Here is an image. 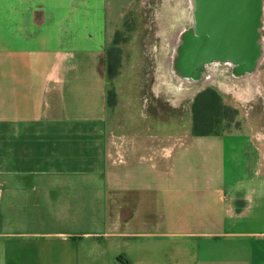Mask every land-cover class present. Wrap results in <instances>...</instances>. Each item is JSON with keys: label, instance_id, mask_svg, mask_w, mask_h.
Segmentation results:
<instances>
[{"label": "crops", "instance_id": "crops-1", "mask_svg": "<svg viewBox=\"0 0 264 264\" xmlns=\"http://www.w3.org/2000/svg\"><path fill=\"white\" fill-rule=\"evenodd\" d=\"M135 1L0 0V264H264V6L245 120L194 137L109 101Z\"/></svg>", "mask_w": 264, "mask_h": 264}, {"label": "rangeland", "instance_id": "rangeland-1", "mask_svg": "<svg viewBox=\"0 0 264 264\" xmlns=\"http://www.w3.org/2000/svg\"><path fill=\"white\" fill-rule=\"evenodd\" d=\"M262 3L263 11L264 0ZM194 25L189 0H136L114 38L116 44L112 48L117 53L107 58L114 68L107 76L108 94L113 100L110 103L127 107L129 117L141 123L153 122L154 128L169 127L176 135L190 128L192 133L194 97L205 89H213L224 105L237 112L233 123L223 120L215 129L223 132L229 127H239L238 120H245L249 111L237 109L239 103L226 87L235 80L229 67L217 64L201 69L205 75L213 76L207 82L200 79V73L198 77L182 76L179 80L170 73L173 38L180 31L194 30ZM260 35L262 38L261 30ZM177 44L181 47L183 42ZM150 117L154 120H143Z\"/></svg>", "mask_w": 264, "mask_h": 264}, {"label": "water", "instance_id": "water-1", "mask_svg": "<svg viewBox=\"0 0 264 264\" xmlns=\"http://www.w3.org/2000/svg\"><path fill=\"white\" fill-rule=\"evenodd\" d=\"M193 1L197 38L191 50L179 55L182 75L198 77L206 64L216 61L254 70L262 54V0Z\"/></svg>", "mask_w": 264, "mask_h": 264}, {"label": "trees", "instance_id": "trees-1", "mask_svg": "<svg viewBox=\"0 0 264 264\" xmlns=\"http://www.w3.org/2000/svg\"><path fill=\"white\" fill-rule=\"evenodd\" d=\"M118 36V32L115 35ZM116 42H114V45ZM111 48L107 53L108 55L112 53H117V51ZM111 60H106L107 63V74H112L113 67L110 64ZM118 61H116V65ZM109 101H113L111 95L109 94ZM237 112L232 110L230 107L223 104L219 94L213 89H205L199 92L193 100L192 103V133L194 137L203 136H217L222 133L230 131L229 127L223 132H219L215 127L221 124V121L227 120L230 124L233 123Z\"/></svg>", "mask_w": 264, "mask_h": 264}, {"label": "bare ground", "instance_id": "bare-ground-1", "mask_svg": "<svg viewBox=\"0 0 264 264\" xmlns=\"http://www.w3.org/2000/svg\"><path fill=\"white\" fill-rule=\"evenodd\" d=\"M193 4L194 1L193 0H189V7H190V11L193 12ZM185 27V25H183ZM180 27V26H179ZM173 33V32H172ZM191 33V34H190ZM193 30H191L190 32H184V31H180L178 32L175 37L173 38V42H172V46H171V51H172V55L170 57L169 60V70L171 75L175 76L176 79H180L182 78V70L183 67H181L180 69V64L178 62V58L179 55L181 53H183L184 51H189L191 50V45L193 44L192 41H194V37L192 35ZM177 42H183V45L180 47H178ZM168 49V48H167ZM262 60V57H260V59L258 60V63H260ZM220 67V66H219ZM206 68V67H205ZM235 70V75H233V78L235 79L234 81H232L231 86H226L229 90L232 91H236L239 87V89L241 87L246 88V84L252 82L253 78L252 76L255 75V73L257 72V67L254 70L251 69H238L236 70L235 67H233ZM185 69V68H184ZM255 71V72H254ZM203 72H205V70H201L200 72V79L203 78L205 79V81L207 82L208 80L212 79L213 76H208V73L205 75ZM259 75V73H258ZM172 78V77H171ZM218 81V80H217ZM259 81V80H258ZM191 82V81H189ZM224 82V81H223ZM226 82V81H225ZM213 83V82H212ZM175 84V83H174ZM214 84V83H213ZM222 85V84H221ZM224 85V84H223ZM261 85V84H260ZM195 86V85H194ZM211 86V85H210ZM256 86V85H255ZM179 87V86H178ZM220 87V86H218ZM177 88V87H176ZM193 89V88H192ZM202 89V88H201ZM183 90V89H182ZM181 90V91H182ZM241 90H243L241 88ZM256 90V89H255ZM175 92V90H174ZM195 92V91H194ZM229 92V91H228ZM177 93V92H176ZM181 93V92H180ZM228 94V93H227ZM232 94V93H231ZM241 95V94H240ZM246 96V95H245ZM234 97V96H233ZM250 97V96H249Z\"/></svg>", "mask_w": 264, "mask_h": 264}, {"label": "flooded vegetation", "instance_id": "flooded-vegetation-1", "mask_svg": "<svg viewBox=\"0 0 264 264\" xmlns=\"http://www.w3.org/2000/svg\"><path fill=\"white\" fill-rule=\"evenodd\" d=\"M193 6H194V4H193ZM194 9H195V7H193V13H194ZM193 17H194V15H193ZM192 35H193L194 38H197V35L194 33V30H193ZM217 64L220 65V66H222V65L223 66H228L229 65L227 63H221V62L216 61V62H213V63L210 62V63L206 64V67L209 66V65H217Z\"/></svg>", "mask_w": 264, "mask_h": 264}]
</instances>
